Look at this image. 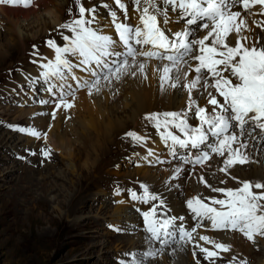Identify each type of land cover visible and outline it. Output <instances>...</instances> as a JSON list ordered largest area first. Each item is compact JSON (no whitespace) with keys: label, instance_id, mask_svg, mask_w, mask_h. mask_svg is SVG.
<instances>
[{"label":"snow or ice","instance_id":"snow-or-ice-1","mask_svg":"<svg viewBox=\"0 0 264 264\" xmlns=\"http://www.w3.org/2000/svg\"><path fill=\"white\" fill-rule=\"evenodd\" d=\"M131 3L139 13L136 25L128 22L129 8L125 0H114L123 19L108 3L100 5L109 10L115 37L103 32L97 6L86 8L82 0H75L78 14L54 29L63 43L59 44L54 38L45 42L54 50V60L42 56L33 45L32 63L42 71L39 76L28 79L33 88L42 83L41 90L51 98L41 99L39 103L52 104L51 115L55 119L58 112H67L75 106L77 90L87 89L92 95L101 92L103 82L112 85L113 81L138 76L147 80L146 68L155 60L160 90L183 88L188 93L185 109L145 115L169 148L173 160L179 162L166 182L168 186L180 177L185 165L191 166L189 174L195 175L197 166L211 167L209 162L214 157L223 161V167L217 170L237 180L231 175V168L257 162L250 157L249 149L256 156L264 152V19L253 18L264 17V0H131ZM0 5L39 7L34 0H0ZM257 5L261 6L258 13L252 11ZM68 11L71 13L72 9ZM173 20L183 27L173 31L168 27ZM249 20L255 28L250 26ZM200 32L205 34L199 36ZM74 69L88 73V78L76 75ZM70 80L75 81V86ZM194 89L201 98L206 95L205 106L193 98ZM9 127L37 140L47 138L46 132L35 127ZM125 135L137 143L145 139L135 131ZM40 154L50 159L52 150L43 147ZM153 154L149 150L148 155ZM157 162L163 163L159 158ZM199 182L213 195L197 194L186 200V207L196 222L190 230L185 227L184 216L168 215L161 194L149 191L144 184L140 185L142 194L129 190L133 200L151 203L149 211L142 215L148 240L161 245L160 249H149L143 256L155 257L169 243L192 241L193 233L206 223L213 230L242 233L253 243L257 237L264 238V182L243 180L238 181L239 187H228L227 179H222L219 184L224 186H213L203 174ZM199 239L209 241L210 238L200 236ZM214 243L216 249L230 250V245ZM197 247L204 260L214 264L219 253ZM193 256H196L195 251ZM134 264H143V261L137 260ZM241 264L247 262L241 261Z\"/></svg>","mask_w":264,"mask_h":264},{"label":"bare ground","instance_id":"bare-ground-1","mask_svg":"<svg viewBox=\"0 0 264 264\" xmlns=\"http://www.w3.org/2000/svg\"><path fill=\"white\" fill-rule=\"evenodd\" d=\"M66 1L63 4V0H40L35 3L39 7H30L28 9L0 5V57L8 56L12 53L14 46L18 42L26 40L24 37L27 34L25 32V23L28 22L33 27L32 29H34V32L30 34L31 39L41 41L38 43L40 54L54 60V50L43 45L42 42L50 37H55V40L59 44L63 43L59 33L54 31V29L58 24L66 20L69 0ZM105 2L112 3L114 0H85L84 6L86 8L94 5L97 6L102 30L107 33L110 31L106 29V26H103L104 24L102 25L104 16L103 8L100 7ZM125 2L128 6L132 4L131 0H125ZM63 12L65 15H63ZM242 14L246 15V13ZM249 24L255 28V25L251 24V20H249ZM179 27L181 28L183 25L179 24ZM255 30L259 32V29ZM47 33L49 37L46 36ZM198 34L202 36L205 33L200 32ZM32 52L33 50H30L26 53V59L28 58L31 63L34 59ZM157 63L155 60L148 63L146 68L147 80H143L138 76L136 78L125 77L121 81H113L112 85H107L106 82H103L106 85L101 89L99 94L93 92V96L81 95L75 100V106L68 110V113L60 111L57 113L55 119L49 114L52 112L53 106H50L49 110H47L48 107L46 105L45 107H40L33 99H31L33 104L28 105L26 114H28L27 117L30 119V122L37 126V129H42V132L47 133L46 140L55 148L64 151L70 158V186L76 185L78 182L83 184V181L87 177L92 176L94 180L93 185L96 186L99 192L104 191L107 186H111L116 192L119 191L120 195L117 199L120 201V205L115 208L114 213L109 215L114 218L115 222L124 223L127 226L126 228L130 230H134L136 224H139V217L135 213L126 194L138 182H142L148 186L149 191L161 194L166 201V205L171 210L183 214L190 219L188 222V229L190 230L191 227L195 226L196 222L191 218L192 214L186 207V200L197 194L203 196L213 195L210 189L199 182V176L203 174L205 179L213 186H224L219 184V181L222 179H227L228 187H239L238 181L243 180L264 182V152L256 156L253 150L249 149L250 157L257 162L236 165L231 168V175L237 177V180H232L226 177L224 173L219 172L217 169L223 167V161L220 157H214L213 161L209 162L211 163V167L205 166L204 168H200V166H197L195 175H190L191 166L185 165L180 177L177 180L171 181V186L169 187L166 182L174 174L173 169L177 166L178 162L162 166L155 164V159L163 157L165 155V148L168 147L161 140L153 124L145 119V115L153 109H171L172 111L185 109L188 103V93L183 88L180 90L168 89L167 91H161L159 77L155 69ZM41 71L42 69H39L38 65L34 64V67L29 69V73L26 76H28L27 78L37 77ZM74 72L78 76L84 75V72H81L80 69L74 70ZM192 76L193 74L190 73V78ZM20 81L23 84H30V80L25 79V76H20ZM71 83L75 86V81ZM11 87L14 88L16 86L11 85ZM84 92L82 91V94L88 93ZM117 92H120V95ZM112 95L114 100L110 101L109 96ZM192 95L201 106L206 105V95L201 98L200 93L195 89ZM47 97L50 96L45 92L43 99ZM210 109L211 106H209ZM65 119L67 120L65 121ZM190 122L196 123L195 120H191ZM91 130H94L99 135L98 139H94L91 136ZM172 130L175 131V129ZM129 131H135L145 139L143 142L137 143L131 137L125 135ZM256 134L259 135L258 132ZM24 137L27 136L18 134L16 137L15 134H11V138L14 141L19 138V140L24 139ZM125 138L134 142L131 145L125 144L123 141ZM27 139L30 140L32 138L27 137ZM30 141H33V139ZM110 146H113V152H109ZM149 150L154 154L149 156ZM132 156L136 157L135 159L139 162V167L136 166L138 168L124 170L122 174H126L124 176L133 181L125 180L126 187L124 185L115 186L113 183H109V178L106 177V174L113 171L111 167L119 166V163L121 166L128 164ZM55 157L56 155L51 156L53 161ZM76 173L78 176H74ZM137 176L140 178L135 181L134 178ZM92 179L90 182H92ZM254 191L260 190L254 189ZM77 206H75L73 212L77 211ZM111 210L105 207L102 211L110 212ZM74 228H77V225L74 224L70 227V229ZM200 236H208L210 239L209 241L200 240ZM121 238L124 241H128L130 246L134 247L132 252L133 259H127V262L130 264H134V261L137 260H142L143 264H185L184 257L188 254L186 248L189 249L191 257L194 258L193 251H195V259H199L202 254H198L200 251L197 245L220 252L221 249H216L214 242L230 245V256L235 255V253H240L242 257L244 255H253L251 258L254 261L253 264H264V238L257 237L256 242L253 243L248 241L242 233L232 230H228L227 232L213 230L208 223L197 228L196 232L193 233L192 241L187 243L182 241L179 245L172 248L163 247V250L158 252L155 257L143 256V253L149 249L161 248L156 242L149 241L147 235L140 238L119 236V239Z\"/></svg>","mask_w":264,"mask_h":264},{"label":"rangeland","instance_id":"rangeland-1","mask_svg":"<svg viewBox=\"0 0 264 264\" xmlns=\"http://www.w3.org/2000/svg\"><path fill=\"white\" fill-rule=\"evenodd\" d=\"M63 1V4L67 2ZM84 1L82 0L83 4ZM68 5L72 11L71 13L69 9L66 11L65 21L78 14L75 0H69ZM63 15H65L64 12ZM103 24L104 20H102ZM28 25L29 23L26 22L25 32L28 35L24 36L28 42L26 40L18 42L10 56L0 57V264H130L127 259H133L134 247L123 238L119 239V236L140 238L146 234L137 226L134 230L127 229L124 223L115 222L114 218L109 216L120 205L117 199L120 195L119 191L116 192L111 186H107L108 188L99 192L93 185L92 176L87 177L83 184L78 182L70 186L71 163L64 151L55 148L48 140H37L9 127L15 125L37 128L27 117V107L33 104L31 99L38 102L39 98L43 99L45 94L41 90V83L33 88L31 84H23L20 81V76L28 79L26 75L29 69L34 67V64L28 58L26 59V53L30 50L34 51L33 45L39 48L38 43L41 42L31 39L30 34L34 32V29ZM48 33L46 36L49 35ZM53 38L55 39V37L48 39ZM46 40L42 42L43 45H46ZM11 85L16 87L12 88ZM40 90L42 94H37ZM86 90L83 92H88ZM79 93L75 95V100L81 95L90 96L88 93L82 94V91ZM119 93L117 92L118 95ZM34 95H36L35 98ZM112 99L113 95L109 96V100ZM47 107L49 110V106ZM168 111L172 110L153 109L150 113ZM91 131V136L98 139L99 135L94 130ZM11 134H15L16 137L22 134L32 138L33 141L24 137L21 140L16 139L15 142ZM123 141L130 145L134 142L128 138ZM43 147L51 148L52 155H56L54 161L40 154ZM110 147L109 152H113V146ZM26 150L35 152L36 155H30ZM19 156L26 159H19ZM135 158L132 156L128 164L121 166L119 163V166L111 167L113 171L106 174L109 178L108 182L115 186L126 187L125 180L133 181L125 177L126 174L122 172L139 167V162ZM139 178L137 176L134 180L137 181ZM91 179L92 182H90ZM87 182L91 184H89L90 187H86ZM141 184L143 183L138 182L132 188L143 191ZM75 206L77 211L73 212ZM105 207L112 210L102 211ZM74 224L77 228L70 229ZM179 244L172 243L164 248H172ZM186 250L188 254L184 257L185 264H197V261L199 264H212V261L204 260L202 253L199 259H195L191 257L189 249L186 248ZM218 253L220 256L214 258V264H229L230 261L233 264H241V261H246L247 264L254 263L251 260L253 255L242 257L240 253H235L230 256V250L228 252L220 250Z\"/></svg>","mask_w":264,"mask_h":264}]
</instances>
